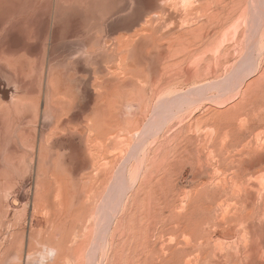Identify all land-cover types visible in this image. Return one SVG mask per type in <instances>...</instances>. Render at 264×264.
<instances>
[{"label": "rangeland", "instance_id": "374dc122", "mask_svg": "<svg viewBox=\"0 0 264 264\" xmlns=\"http://www.w3.org/2000/svg\"><path fill=\"white\" fill-rule=\"evenodd\" d=\"M45 245L264 264V0H0V264Z\"/></svg>", "mask_w": 264, "mask_h": 264}, {"label": "clouds", "instance_id": "9594fccd", "mask_svg": "<svg viewBox=\"0 0 264 264\" xmlns=\"http://www.w3.org/2000/svg\"><path fill=\"white\" fill-rule=\"evenodd\" d=\"M57 256V249L50 246H41L33 254V264H49Z\"/></svg>", "mask_w": 264, "mask_h": 264}, {"label": "bare ground", "instance_id": "6f19581e", "mask_svg": "<svg viewBox=\"0 0 264 264\" xmlns=\"http://www.w3.org/2000/svg\"><path fill=\"white\" fill-rule=\"evenodd\" d=\"M14 206H16V204H14Z\"/></svg>", "mask_w": 264, "mask_h": 264}]
</instances>
